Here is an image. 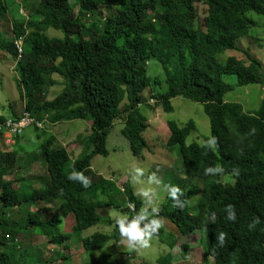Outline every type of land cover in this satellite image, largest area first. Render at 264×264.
Masks as SVG:
<instances>
[{
  "label": "trees",
  "instance_id": "trees-1",
  "mask_svg": "<svg viewBox=\"0 0 264 264\" xmlns=\"http://www.w3.org/2000/svg\"><path fill=\"white\" fill-rule=\"evenodd\" d=\"M36 1L28 19L11 23L12 38L5 40L0 32V51L15 61L21 113L11 111L15 118L28 112L49 126L87 121L89 134L75 142L81 152L72 159L56 136L44 138L48 131L33 127L42 138L35 149L42 153L41 176L35 171L25 177L32 163L20 167L17 150H0V264H15V252L34 264H64L74 242L90 255L109 241H118V224L111 233L80 234L100 223L109 225L98 209L123 208L131 213L127 223L133 212L126 204H133L138 212L144 202L130 186L117 190L112 181L98 175L91 160L108 156L106 140L117 121L131 154L143 160L147 118L141 107L171 113L177 97L202 105L210 138L203 145L186 144L196 130L194 123L179 127L167 122L166 145L176 147L185 178L167 187L165 202L149 216L167 220L182 235L202 232L204 254L213 264H264V93L252 111L224 100L235 87L258 85L264 92V60L236 45L238 39L251 35V15L264 18V0H203L207 8L203 28L194 26L195 0ZM7 10L6 0H0V19ZM48 29L61 32L62 38L47 37ZM228 50L242 52L247 62L234 56L220 61ZM151 60L164 71L166 89L158 94L152 87L162 80L146 74ZM55 73L62 76L64 90L47 100ZM223 76H234L236 83H225ZM5 120L0 116V122ZM23 135H16L14 143ZM0 140L4 145L1 134ZM223 176L233 181L223 183ZM190 185L192 190L201 187L195 206L190 205ZM24 208L27 220L22 217ZM64 220L73 222L69 233L60 232ZM22 230L34 233L19 236ZM40 236L43 244L31 245ZM47 255L50 260L44 258ZM106 258L102 255L89 264H129ZM154 264H171L170 254Z\"/></svg>",
  "mask_w": 264,
  "mask_h": 264
},
{
  "label": "rangeland",
  "instance_id": "rangeland-1",
  "mask_svg": "<svg viewBox=\"0 0 264 264\" xmlns=\"http://www.w3.org/2000/svg\"><path fill=\"white\" fill-rule=\"evenodd\" d=\"M203 2V0H195L197 18L194 26L197 28H203L206 20L207 8ZM6 3L8 4L7 13L0 19V32L5 40L12 38L11 23L15 19H20L21 21L28 19V16L36 7L37 1L6 0ZM251 20L253 21L251 35L238 39L236 45L241 50L249 51L252 57L263 61L264 18L253 14L251 15ZM45 34L49 38H62L61 32L53 29H48ZM88 35L89 32L84 31L83 36L88 37ZM228 56H234L239 60L247 62L242 52L236 50L225 51L224 54L219 56V60L222 61ZM14 65L15 61L10 54L6 51H0V116L4 118H14L11 113L12 108L14 109V114L15 112L17 114L21 113V108L18 106L19 96L15 81L16 71ZM146 70L147 76L151 78L159 77L162 80L159 85L152 87L153 92L157 94L163 92L166 89V85L163 81L165 77L162 67L157 62L151 60L147 63ZM222 79L227 84L234 85L236 83L234 76H223ZM52 81V86L47 89V100H52L64 90L63 78L59 73L53 74ZM148 92L150 93V91ZM263 93L262 88L258 85L235 87L233 91L225 94L224 100L226 102L241 104L244 111H252L259 107ZM149 103L150 105H154V102L150 100ZM172 106L173 111L171 113H165L160 108L150 110L141 107V113L147 118V129L144 133L147 149L143 153V160H139L131 154L129 143L121 134L122 124L120 121L114 123L108 134L106 140L108 156L102 157L98 155L91 160L92 169L98 175L112 181L116 185L117 190L122 191L125 186H130L135 197L144 202L143 207L132 215V219L139 220L141 229H144L146 225H150L155 220L149 215L157 214L159 206L165 202L168 192L167 187L169 185H175L179 180L185 178L183 176L180 158L176 155V147L166 145V141L170 136L167 122L174 121L179 127L184 126L188 121L194 123L196 130L187 136L186 144L195 142L203 145L206 139L210 138L209 120L204 114L201 104L177 97L172 100ZM42 128L48 131L44 135V138H47L49 135L56 136L57 141L60 142L59 144L72 154V159L81 152V149L77 147L75 142H77L80 136H87L89 134V124L83 120L56 123L50 126L46 122ZM37 134L38 131L27 129L21 140L18 142L15 141V144H11V146H7L6 144L1 145L0 140L1 151H18L17 157L20 161V167L23 164L32 163V168L30 167V170L24 172L25 177L28 175L32 176L35 171L37 174L35 173L34 175L41 176V173L44 175L42 153L41 151L35 150L36 146H39L42 141V138H38ZM220 180L223 183H231L233 181L231 176H223ZM36 183L34 180V186L39 187L40 185ZM192 189V185L187 186L188 192L191 193L193 191V196L190 198V205L195 206L201 196V187L198 186L194 190ZM116 199H119V197H116ZM49 207L52 208L48 205L47 208ZM21 213H23L22 217L27 220L25 208ZM97 213L103 216V219L107 218L110 221L108 223L109 225L100 223L92 226L82 232L80 234L81 237L91 235L95 232L111 233L117 225L115 224L116 219L128 218L131 214L123 208L114 210L110 207L100 208L97 210ZM159 222L161 223V227L156 233H153L149 247L147 248L130 249L127 242L120 236L118 241L111 240L102 249L87 255L82 250L81 244L74 242V249L71 251L72 254L68 255L70 257L69 261L65 263L89 264L92 263V260H96L102 255L105 258L112 255L111 258H106L105 260H115L118 263L129 264H154L158 257L170 254L171 264H213L212 259L206 258L204 254L203 244L205 246L206 241L202 232L197 231L182 235L167 220H159ZM72 228L73 222H65L64 220L60 226V232L69 233L72 231ZM31 231L22 230L19 232V236L34 233V231ZM35 240L38 241L35 242ZM35 240H31V245L34 243L40 246L43 244L44 238L40 236ZM184 245L188 246L187 250L182 249ZM17 253L19 252H15V264H34V261L30 258L19 257ZM54 255V252L50 253L51 257H54ZM40 257L42 258L43 256ZM44 258L50 260L48 255Z\"/></svg>",
  "mask_w": 264,
  "mask_h": 264
},
{
  "label": "clouds",
  "instance_id": "clouds-1",
  "mask_svg": "<svg viewBox=\"0 0 264 264\" xmlns=\"http://www.w3.org/2000/svg\"><path fill=\"white\" fill-rule=\"evenodd\" d=\"M72 179V177H69ZM79 179H84L83 176H79ZM85 187L89 186V183L86 181L84 184ZM129 209L135 213L136 210L133 204H126ZM143 219V217H141ZM127 218H118L115 220V224H118V230L120 236L127 242V245L130 249L137 248H147L149 247L150 240L153 236V233H156L158 229L161 227V223L159 220H153L150 225H146L144 229L140 228L139 220L133 219L131 222L126 223ZM149 229H151L149 231ZM82 247V246H81ZM83 250V249H82ZM70 258V257H69ZM69 259L66 261L68 262ZM67 264V263H64Z\"/></svg>",
  "mask_w": 264,
  "mask_h": 264
},
{
  "label": "built area",
  "instance_id": "built-area-1",
  "mask_svg": "<svg viewBox=\"0 0 264 264\" xmlns=\"http://www.w3.org/2000/svg\"><path fill=\"white\" fill-rule=\"evenodd\" d=\"M15 45V41H14ZM18 53H21V41L16 42ZM37 127L42 129L43 123L34 120L28 112H22L18 118H6V126H0V134L4 139L6 145L14 143L16 135H22L27 129H34Z\"/></svg>",
  "mask_w": 264,
  "mask_h": 264
},
{
  "label": "bare ground",
  "instance_id": "bare-ground-1",
  "mask_svg": "<svg viewBox=\"0 0 264 264\" xmlns=\"http://www.w3.org/2000/svg\"><path fill=\"white\" fill-rule=\"evenodd\" d=\"M15 46V45H14ZM0 126H6V120L1 122Z\"/></svg>",
  "mask_w": 264,
  "mask_h": 264
},
{
  "label": "crops",
  "instance_id": "crops-1",
  "mask_svg": "<svg viewBox=\"0 0 264 264\" xmlns=\"http://www.w3.org/2000/svg\"><path fill=\"white\" fill-rule=\"evenodd\" d=\"M11 113H12V111H11ZM13 113H14V110H13ZM13 113H12V115H13ZM16 141V140H15ZM13 144H15V143H13Z\"/></svg>",
  "mask_w": 264,
  "mask_h": 264
}]
</instances>
